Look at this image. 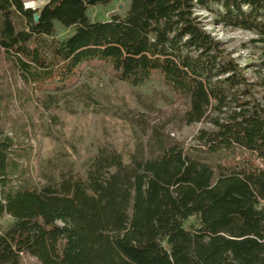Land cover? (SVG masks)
<instances>
[{
    "label": "trees",
    "instance_id": "1",
    "mask_svg": "<svg viewBox=\"0 0 264 264\" xmlns=\"http://www.w3.org/2000/svg\"><path fill=\"white\" fill-rule=\"evenodd\" d=\"M111 1L0 0V49L36 88H66L93 62L132 86L159 77L188 100L186 123L213 108V129L128 163L106 143L85 174L39 185L14 179L22 148L0 132V218H13L0 264H264V95L248 98L239 65L196 13L216 4L219 23L256 32L264 68V0H128L123 16L90 19ZM57 25L74 30L60 39ZM190 217L197 226H184Z\"/></svg>",
    "mask_w": 264,
    "mask_h": 264
},
{
    "label": "rangeland",
    "instance_id": "2",
    "mask_svg": "<svg viewBox=\"0 0 264 264\" xmlns=\"http://www.w3.org/2000/svg\"><path fill=\"white\" fill-rule=\"evenodd\" d=\"M47 0H24L26 7H40ZM128 0H112L107 5L89 8L91 20L123 16ZM220 6L197 8L203 28L218 40L224 54L239 65L249 91L248 98L262 99L264 68L263 44L254 31L219 23ZM73 27L56 26L57 38H65ZM241 88V90H242ZM0 132L12 136L23 156L14 175L17 182L55 184L63 175L85 174L91 159L103 144H110L124 162L133 154H153L157 145L177 142L195 146L201 129H213L209 118L218 113L209 109L205 119L186 123L188 100L174 93L159 77L132 86L118 77L106 64L86 65L70 86L57 89L46 85L36 88L24 82L12 59L0 49ZM264 167V161L260 162ZM13 218H0L4 231ZM197 226L196 217L184 226ZM22 264H40L34 257L23 256Z\"/></svg>",
    "mask_w": 264,
    "mask_h": 264
},
{
    "label": "water",
    "instance_id": "3",
    "mask_svg": "<svg viewBox=\"0 0 264 264\" xmlns=\"http://www.w3.org/2000/svg\"><path fill=\"white\" fill-rule=\"evenodd\" d=\"M38 16H37V14H34V18L36 19Z\"/></svg>",
    "mask_w": 264,
    "mask_h": 264
}]
</instances>
